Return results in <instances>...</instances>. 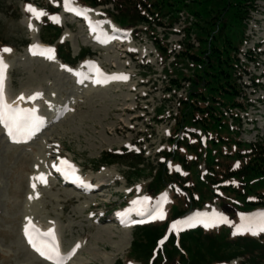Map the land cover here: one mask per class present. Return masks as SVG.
Instances as JSON below:
<instances>
[{
	"label": "rangeland",
	"instance_id": "1",
	"mask_svg": "<svg viewBox=\"0 0 264 264\" xmlns=\"http://www.w3.org/2000/svg\"><path fill=\"white\" fill-rule=\"evenodd\" d=\"M193 1L183 0L187 4ZM226 1L214 0L211 6H222ZM75 3L88 10L102 32H114L115 38L107 43L97 42L85 18H74L64 10V0H0V49L12 50L0 51L8 66L4 94L14 101L21 96L28 98L33 92L41 93L34 100V107L50 119L38 137L24 145H10L0 128V264H50L41 261L28 244L24 226L29 220L38 228H54L62 248L73 249L63 264H140L139 259L144 260L149 250L147 236L127 222L139 220L134 213L127 215L123 224L111 219L110 214L114 209L125 211L132 207L133 200L146 196L147 184L155 172L151 167H158L160 161L156 154L170 145L178 99L188 92L186 82L180 79L177 89L170 78L181 73L180 69L189 75L192 70L186 64L193 68L189 62L173 64V53L181 50L186 39L181 29L185 15L179 13L183 8L172 24L165 17L162 24L153 21L126 25L130 28L128 33H117L118 26L104 12H116L112 3L97 7L80 0ZM254 3L260 11L256 14L254 40H262L257 51L262 62L247 65L243 76L242 69L237 68V74H241L238 83L249 85L244 89L239 86L250 103L241 113L239 138L243 141L264 137V0ZM26 4L45 12L48 7L59 9V23L63 25L60 40L68 42L72 56L89 53L84 61L72 68L56 56L48 59L29 53L34 41L55 43L56 39L49 41L54 29L40 30L44 16L35 19L25 10ZM191 6L199 9L195 3ZM191 19L197 21L196 16ZM156 41L167 48L168 57L156 49ZM194 42L192 38L191 43ZM79 71L85 74L81 82L77 78ZM114 74L126 75L128 79L94 82ZM250 75L256 77L254 84ZM123 149L143 153L144 160L134 163L135 170L129 167L133 164L130 158L103 165L106 151ZM61 159L75 165L76 172L91 181L93 187L99 185L96 192L61 184L53 167L60 165ZM203 166L204 162L202 170ZM171 168L181 165L176 162ZM41 173L47 183L34 179ZM165 195L164 212L171 203L169 190L153 203L155 206ZM211 203L207 208L210 215L225 213L217 202ZM135 240L137 247L133 246Z\"/></svg>",
	"mask_w": 264,
	"mask_h": 264
},
{
	"label": "trees",
	"instance_id": "2",
	"mask_svg": "<svg viewBox=\"0 0 264 264\" xmlns=\"http://www.w3.org/2000/svg\"><path fill=\"white\" fill-rule=\"evenodd\" d=\"M80 1L90 6L112 3L116 12L106 13L125 27L153 21L162 24L165 17L172 24L182 8L197 17L193 30L199 41L198 47H193L186 37L183 49L175 54L173 61V64L192 63V69L185 65L192 72L186 76L180 69L181 73L170 78L171 85L177 89L181 80L189 81L188 92L178 99L170 145L157 152L160 161L158 167H151L155 172L145 190L153 198L167 186L172 188V193L176 192L171 196L163 220L156 219L136 228L150 241L146 258L139 261L142 264H217L240 256L243 258L241 264H262L264 232L258 235L237 233L235 228L241 223L240 213L264 207V137L251 142L239 138L240 111L246 110L249 103L239 88L241 76L237 74L240 66L237 51L244 38L249 10L256 6L254 0H227L222 6H211L214 0H194L192 4L183 0ZM193 3L199 9H193ZM50 28L54 29L52 38L48 39L52 41L59 37L62 25L44 18V32ZM56 49L64 61L76 62L68 42H58ZM156 49L165 58L169 56L170 52L158 41ZM85 54L80 52L78 56ZM239 97L242 99L238 100ZM201 134L206 137L205 144H202ZM121 158H130L133 164L129 167L133 170L134 163L144 160L142 152L123 149L106 151L102 163H117ZM176 162L181 168L172 169ZM202 162L205 171L200 168ZM209 202H217L229 222L218 228H189L177 237L170 233L160 246L157 245L171 219ZM133 246L137 247L136 240ZM131 253L133 250L129 255Z\"/></svg>",
	"mask_w": 264,
	"mask_h": 264
},
{
	"label": "snow or ice",
	"instance_id": "3",
	"mask_svg": "<svg viewBox=\"0 0 264 264\" xmlns=\"http://www.w3.org/2000/svg\"><path fill=\"white\" fill-rule=\"evenodd\" d=\"M55 2V0H54ZM64 8L66 11L74 12L76 15L84 17L86 20L87 11L76 5L75 0H64ZM25 10L31 13V16L35 19H40L43 16L47 15V13L43 9H37L32 4H26ZM52 20L55 22H59V17L52 15L50 16ZM90 30L93 32L97 31L96 27L91 25L89 21ZM33 25L31 22L29 23V28H32ZM99 39V37H97ZM102 43H107V38L101 40ZM37 47V46H32ZM31 50V48H30ZM3 52H11V48L5 47L0 49ZM42 55H46L48 59H55L54 49H47L45 52H41ZM7 64L4 62L3 57L0 56V124L4 126L6 129L8 136L13 140H16L18 136H27L28 133L38 126L39 118L35 115V109H25L20 108L16 105L8 104L4 99L3 93V81L5 78V73L7 70ZM61 67H65L61 65ZM71 71V69H69ZM96 72L98 77L101 75L100 70L97 68ZM109 79H120L127 80L128 77L123 74H114L110 77L97 78L94 80L95 83H107ZM42 95L41 93L34 94L33 97H28V99H35V97ZM24 97L21 96L20 99ZM238 166V165H237ZM58 172H61L63 175L71 177L75 183L84 184L85 182L81 177L76 175L75 165L70 164L67 160L61 159L60 165H53ZM40 179L43 183H47L44 178V174L41 173L39 177L34 179ZM35 183L33 184V188H35ZM151 200V197L144 196L143 198H137L131 202L132 207L126 209L122 213H118L120 216L129 215L132 212L137 213V215L141 216L142 219L132 220L129 219L128 223H143L144 217L146 216L149 220L160 219L163 220L165 218V212L163 210V203L166 202V195L163 199L156 203L155 206H151L148 202ZM138 206V207H137ZM28 219V218H26ZM124 223V220H121ZM227 218L222 214L213 212L211 215L208 213H196L192 216L184 218L182 221H174L170 225V230L179 231L180 226L183 225L185 227H192L195 224H203L205 228L214 227L219 223H227ZM236 232H252L255 234L257 231L264 232V213H261L259 217L256 216H242L241 223L235 226ZM235 234V233H234ZM24 235L26 236L28 243L31 247L37 251L41 256L46 259L53 261V264H63L64 256L61 255L59 251V245L57 242V238L55 235V229L49 228L46 232H40L38 229L32 225L31 221L24 226ZM165 237L164 239H166ZM163 243V240H161ZM79 247V245H77Z\"/></svg>",
	"mask_w": 264,
	"mask_h": 264
},
{
	"label": "bare ground",
	"instance_id": "4",
	"mask_svg": "<svg viewBox=\"0 0 264 264\" xmlns=\"http://www.w3.org/2000/svg\"><path fill=\"white\" fill-rule=\"evenodd\" d=\"M87 17H88V19H89V21L91 22V25L93 26V27H98V23H97V21L93 18V17H91L89 14H88V12H87ZM125 32H127V31H125ZM112 36V33H110V32H105L104 34H103V37H101L100 38V40H103V39H105V38H109V37H111ZM35 42H38V44L40 45V46H43V44L39 41V40H37V41H35ZM34 42V43H35ZM50 47H48L47 49H49ZM46 49V50H47ZM6 74V73H5ZM4 80H5V78H4ZM35 93L33 92V94L32 95H34ZM32 95H31V97H32ZM28 98H23V99H20V98H17L16 100H14V102L15 103H21L20 101H23V100H27ZM29 100H31V99H29ZM8 103H10L11 102V98H8L7 100H6ZM24 105H27V104H25V103H23ZM37 114H39V113H37ZM44 115V114H43ZM45 116V115H44ZM83 181L85 182V183H87V184H89L88 183V180H86V179H83ZM102 185H104V183H102L101 184V186ZM106 188V187H105ZM133 213V212H132ZM206 213V212H205ZM120 217V219L122 218V220L124 219V217L122 216H119ZM32 225H36L34 222H32ZM37 228V227H36ZM48 230V228H45V229H43V228H39V231L40 232H46ZM128 243H129V241H128ZM60 248V247H59ZM60 250H61V255H65L68 251H71L72 249H67V251L65 252V251H63L61 248H60Z\"/></svg>",
	"mask_w": 264,
	"mask_h": 264
}]
</instances>
